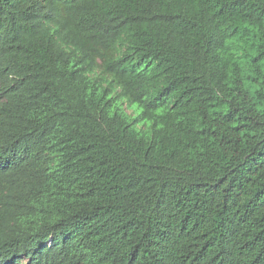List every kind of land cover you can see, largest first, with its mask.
Returning <instances> with one entry per match:
<instances>
[{"label": "trees", "instance_id": "obj_1", "mask_svg": "<svg viewBox=\"0 0 264 264\" xmlns=\"http://www.w3.org/2000/svg\"><path fill=\"white\" fill-rule=\"evenodd\" d=\"M0 264H264V0H0Z\"/></svg>", "mask_w": 264, "mask_h": 264}, {"label": "rangeland", "instance_id": "obj_2", "mask_svg": "<svg viewBox=\"0 0 264 264\" xmlns=\"http://www.w3.org/2000/svg\"><path fill=\"white\" fill-rule=\"evenodd\" d=\"M140 111L141 110L138 108V106L136 104L130 105L127 109V112L129 113V115L131 117H136ZM141 126H142V124L140 126H138V128H140Z\"/></svg>", "mask_w": 264, "mask_h": 264}]
</instances>
